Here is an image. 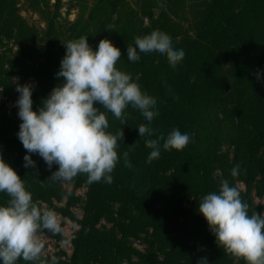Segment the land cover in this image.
I'll use <instances>...</instances> for the list:
<instances>
[{
  "label": "trees",
  "instance_id": "16d2710c",
  "mask_svg": "<svg viewBox=\"0 0 264 264\" xmlns=\"http://www.w3.org/2000/svg\"><path fill=\"white\" fill-rule=\"evenodd\" d=\"M26 1L46 29L40 36L21 15L19 0H0V42L15 39L19 47L0 52V88L16 89V78L20 85L34 79L33 111L38 112L42 101L65 82L57 78L64 45L88 37L95 51L108 39L122 53L117 68L134 80L139 75L142 91L157 101L152 139L166 138L178 128L191 140L182 151L164 150L161 140L160 158L148 163L151 149L137 129L148 122L140 111L129 106L126 124L108 113V131L125 133L117 149L120 161L111 173L113 182L89 184L84 174L67 181L88 190L71 262L21 258L16 264H124L133 259L137 264H199L205 257L208 264H246L218 245L198 208L202 197L218 193L227 180L249 205V215L264 214V0H183L194 12L192 34L182 32L165 11L154 14L155 8L181 0H136L138 8L132 0H92L90 5L89 0H69V9L75 2L82 6L73 22L62 20V0ZM155 30L168 34L175 49L184 50L185 58L175 68L157 52L139 53L136 62L127 59V47L135 46V38ZM95 106L103 110L99 103ZM8 113L5 102L0 104V155L22 178L34 202L47 203L76 220L71 207L80 198L64 189L65 182L49 180L58 165L49 170L38 154H32L36 167L25 168L29 153L18 138L22 121ZM125 151L131 168L125 166ZM237 165L240 174L233 177ZM252 191L263 198L262 205L255 204ZM8 200L0 193V206ZM56 201L65 205L58 207ZM103 220L113 227L101 226ZM47 232L62 239L59 232ZM141 234L149 243L146 252L130 242Z\"/></svg>",
  "mask_w": 264,
  "mask_h": 264
},
{
  "label": "clouds",
  "instance_id": "9594fccd",
  "mask_svg": "<svg viewBox=\"0 0 264 264\" xmlns=\"http://www.w3.org/2000/svg\"><path fill=\"white\" fill-rule=\"evenodd\" d=\"M66 55L61 61L57 78L65 81L55 87L42 101L38 112L33 111V85L17 83L20 94L16 101L22 123L18 138L24 149L25 168H35L32 154H38L51 170L58 165L49 180L67 182L78 175L87 176L89 184H111V173L120 161L117 149L125 139L124 129L109 132L107 114L111 113L121 124H126L125 110L131 106L140 111L148 122L140 124L138 132L151 149L147 162L159 159L161 144L166 151H182L191 137L178 128L165 138L152 139L151 124L159 115L157 101L142 91L140 76L117 68L121 50L108 39L101 40L98 50H93L88 37H81L64 45ZM157 52L165 55L175 68L185 58L183 49H175L171 37L159 30L135 38V46L127 47V59L140 60L139 53ZM257 79H260L259 74ZM99 103L103 110L95 105ZM135 146V145H132ZM128 152L123 153L125 166L131 168ZM232 176L240 174V166L232 169ZM0 193L9 197L6 206H0V262L16 264L19 259L33 261L44 249L40 233L60 231L57 214L33 201L24 181L0 155ZM202 214L218 245L246 264H264V214L257 211L249 215V205L242 201L237 187L227 180L221 182L219 192H210L199 203ZM199 264H208L202 258Z\"/></svg>",
  "mask_w": 264,
  "mask_h": 264
},
{
  "label": "rangeland",
  "instance_id": "374dc122",
  "mask_svg": "<svg viewBox=\"0 0 264 264\" xmlns=\"http://www.w3.org/2000/svg\"><path fill=\"white\" fill-rule=\"evenodd\" d=\"M182 1H176L173 6L165 5L163 8H155L154 14L155 17H158L160 13L165 11V13H168L171 20L178 24L177 27L181 29L182 32H189V34L193 33V30L190 26L192 17L194 15V12L190 10L186 4H182ZM196 2V0H193L192 2ZM20 2V11L21 15L28 21V23L35 27L38 31L39 35L41 36L46 29V24L43 20L40 19V17L31 9L28 7L26 0H19ZM50 2V0L48 1ZM136 0H132V3L135 7L136 6ZM51 3H55V0H51ZM63 8L61 9L62 14V20L66 19L67 21H75L78 14L81 11V7L77 4V2L74 3L75 6H72L69 9V0H62ZM162 3V0H161ZM197 3H201V0H198ZM92 4V0H89V4ZM138 8V7H137ZM84 11V7L82 12ZM86 13L88 10H85ZM147 24H150V20L146 22ZM15 39L7 40L4 39L2 42H0V52H4L8 49H13L14 51L18 50V45L14 42ZM15 47L17 49H15ZM31 80V79H30ZM17 83L20 81V78H16L15 80ZM16 82H12L14 86H16ZM29 84V80L26 82ZM36 86L33 87L35 89ZM18 92L15 88H10L9 91H5L2 88H0V104L5 102V106L8 110V115L16 120L21 121V119L18 116V107L16 106V101L18 100ZM1 148V147H0ZM1 152V149H0ZM239 188L242 191H247V187L244 183H238ZM64 189L68 191L69 193H75L78 198H80L79 202H77L75 205L71 207V211L73 215L76 217V220H73L71 218H65L59 211H57L55 208H53L51 205L46 204L41 205L45 209H51L53 210L59 219L60 224V231L62 239H58L54 236L49 235L47 231H42L40 233L41 239L44 242V249L42 250L41 255L39 256L38 260L42 259H48L53 261L54 263H69L71 262L74 252H75V244L74 240L79 235V232L81 230V225L78 221H81L84 218L85 214V201L87 198V188L85 186L76 187L71 182H65L64 183ZM252 198L256 205H262L263 204V198L259 197L255 191H252ZM56 206L62 207L65 205V201L57 202ZM78 220V221H77ZM101 226L107 227L108 229L113 227V224L111 222H108L107 220H103L101 222ZM131 244L138 250L142 252H146L149 248V243L147 240V236L145 234L139 235V237H132L130 239ZM134 262L130 263L128 261H125L124 264H137V259H133Z\"/></svg>",
  "mask_w": 264,
  "mask_h": 264
},
{
  "label": "built area",
  "instance_id": "2783aa9c",
  "mask_svg": "<svg viewBox=\"0 0 264 264\" xmlns=\"http://www.w3.org/2000/svg\"><path fill=\"white\" fill-rule=\"evenodd\" d=\"M15 49H17L16 47H15ZM29 84H32L33 85V87L34 86H36L37 85V82L34 80V79H31V80H29ZM1 149V148H0ZM42 205H45L46 206V204L45 203H42Z\"/></svg>",
  "mask_w": 264,
  "mask_h": 264
}]
</instances>
